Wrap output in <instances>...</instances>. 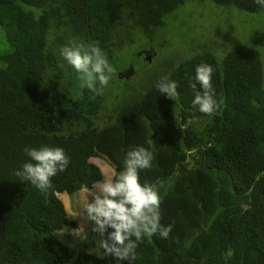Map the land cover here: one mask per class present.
Returning <instances> with one entry per match:
<instances>
[{"label":"trees","instance_id":"16d2710c","mask_svg":"<svg viewBox=\"0 0 264 264\" xmlns=\"http://www.w3.org/2000/svg\"><path fill=\"white\" fill-rule=\"evenodd\" d=\"M187 1L0 0V27L9 44L0 47V264H264V76L258 50L239 46L223 62L212 55L185 60L166 74L178 84V100L153 85L106 127L98 124L103 95L79 87L73 98L62 91L68 73L75 74L59 55L69 41L96 43L112 64L122 48L120 31L130 23L156 31ZM213 1L264 12L254 0ZM205 63L215 69L212 84L223 100L213 115L192 105L201 91L195 69ZM201 122L207 123L200 128ZM42 146L61 147L70 158L47 196L14 174L29 159L24 149ZM136 146L153 152L152 167L139 178L158 189L160 223L173 225L169 238H143L131 261L65 245L57 233L76 221L59 197L85 186L94 190L105 175L98 160L116 174Z\"/></svg>","mask_w":264,"mask_h":264},{"label":"clouds","instance_id":"9594fccd","mask_svg":"<svg viewBox=\"0 0 264 264\" xmlns=\"http://www.w3.org/2000/svg\"><path fill=\"white\" fill-rule=\"evenodd\" d=\"M254 2L264 8V0ZM59 55L77 73L80 88H86L96 96L104 95L105 88L116 75V69L96 43L69 41L61 47ZM214 71L206 63L195 69V80L201 91L195 93L192 105L206 115L216 114L223 105L222 99H216L212 84ZM154 87L168 99H179L178 84L169 75H162ZM191 87L195 89L196 84L193 83ZM24 152L29 159L15 171V176L22 182H29L47 196L53 187L52 178L67 169L70 158L61 147L25 148ZM153 159V152L149 148H132L126 153L123 170L108 174L99 182L93 183L95 192L85 186V200L75 210L67 213L69 219L79 216L94 223L92 231L101 237L96 242L95 249L102 250L106 257H112L116 261H131L136 259V248L143 238L158 235L167 239L170 236L173 225L164 226L160 223L162 200L158 189L149 183L141 184L139 178L141 171L152 167ZM73 235L81 240L86 239L83 224L73 230Z\"/></svg>","mask_w":264,"mask_h":264},{"label":"rangeland","instance_id":"374dc122","mask_svg":"<svg viewBox=\"0 0 264 264\" xmlns=\"http://www.w3.org/2000/svg\"><path fill=\"white\" fill-rule=\"evenodd\" d=\"M5 33L0 27L1 48L9 46ZM117 41L121 42L122 48L116 52L112 62L116 75L104 90L105 106L98 121L104 127L118 121L162 75L198 55H212L223 62L235 48L246 45L261 53L264 76V12L251 14L236 7H224L213 0H188L180 9L166 16L164 25L156 31L146 32L130 23L120 31ZM61 87L73 98L79 97L77 73H68ZM206 123L201 122L200 128ZM98 163L103 168L104 177L115 174L102 161L98 160ZM85 198L83 193L69 197L71 211ZM74 221L76 227H66L63 233H57V237L77 252H85L86 241L92 238L94 248L91 253L102 256V250L95 249L101 237L92 231L94 223L79 216ZM81 224L86 235L83 240L73 235V230Z\"/></svg>","mask_w":264,"mask_h":264},{"label":"crops","instance_id":"0c3cea01","mask_svg":"<svg viewBox=\"0 0 264 264\" xmlns=\"http://www.w3.org/2000/svg\"><path fill=\"white\" fill-rule=\"evenodd\" d=\"M94 190H95V189H94ZM81 193L85 194L84 191L81 192ZM69 197H71V196L68 195V194H64V195H61V196L59 197V198L61 199V201L64 203L67 212H71V207H70V204H69V201H68ZM86 243H87V241H86ZM93 244H94V243H93V239H92V240H91V243L88 245V247H89L88 252L85 251L86 253H91V249L94 248V245H93Z\"/></svg>","mask_w":264,"mask_h":264},{"label":"water","instance_id":"95a60500","mask_svg":"<svg viewBox=\"0 0 264 264\" xmlns=\"http://www.w3.org/2000/svg\"><path fill=\"white\" fill-rule=\"evenodd\" d=\"M184 173H185V172H184ZM92 191L95 192L96 190H92ZM91 240H92V238H89V239L87 240V243L85 244L84 249H85V251H87V252H88V250H89L88 245L91 243Z\"/></svg>","mask_w":264,"mask_h":264}]
</instances>
